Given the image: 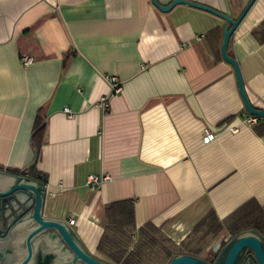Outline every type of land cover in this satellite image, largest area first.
I'll return each instance as SVG.
<instances>
[{
    "label": "crops",
    "instance_id": "0c3cea01",
    "mask_svg": "<svg viewBox=\"0 0 264 264\" xmlns=\"http://www.w3.org/2000/svg\"><path fill=\"white\" fill-rule=\"evenodd\" d=\"M186 1L234 20L250 2ZM224 26L209 12L184 4L162 12L152 0H0V169L34 168L47 187L44 216L74 219L102 260L111 203L132 205L135 231L150 224L180 243L209 211L223 221L250 200L263 207L264 135L254 130L260 121L245 123L234 70L221 58ZM228 53L251 105L264 110V0ZM37 117L44 132L34 141ZM205 130L217 135L208 145ZM91 175L111 180L91 190ZM216 244L198 257L211 258Z\"/></svg>",
    "mask_w": 264,
    "mask_h": 264
},
{
    "label": "water",
    "instance_id": "95a60500",
    "mask_svg": "<svg viewBox=\"0 0 264 264\" xmlns=\"http://www.w3.org/2000/svg\"><path fill=\"white\" fill-rule=\"evenodd\" d=\"M254 1L250 0L236 20L186 0H173L167 6L160 5L158 0L152 3L162 12L184 4L209 12L225 22L221 58L234 70L246 114L264 120V110L251 105L238 63L228 53L229 40ZM46 194V184L41 180L0 169V264H108L92 255L65 221L44 216ZM3 225L4 230L1 229ZM212 252L216 257L211 261L177 254L167 264H244L247 258L250 264H264V237L255 230L243 231L225 244L217 243Z\"/></svg>",
    "mask_w": 264,
    "mask_h": 264
},
{
    "label": "trees",
    "instance_id": "16d2710c",
    "mask_svg": "<svg viewBox=\"0 0 264 264\" xmlns=\"http://www.w3.org/2000/svg\"><path fill=\"white\" fill-rule=\"evenodd\" d=\"M230 120L231 118L227 121ZM257 121L261 123L255 127V133L263 136L264 120L257 118ZM43 132L42 121L37 117L33 128L34 141L42 138ZM6 171L26 175L45 183L44 178L36 173L34 168ZM103 228L104 233L97 245V251L105 256L103 260L108 264H144L149 256L156 255L161 259V263L158 264H167L174 255L183 254L198 257L203 251L202 248L190 249L188 246L182 245L176 247L169 239L163 237L159 229L150 224L135 231L133 207L127 201L115 202L106 206ZM247 230H255L264 237V206L261 207L254 200L242 205L223 221H219L215 213L209 211L194 226L192 234L201 233L203 239L212 240L225 232L230 239ZM166 242L171 243V247L165 245Z\"/></svg>",
    "mask_w": 264,
    "mask_h": 264
},
{
    "label": "built area",
    "instance_id": "2783aa9c",
    "mask_svg": "<svg viewBox=\"0 0 264 264\" xmlns=\"http://www.w3.org/2000/svg\"><path fill=\"white\" fill-rule=\"evenodd\" d=\"M23 67H28L32 63V59L26 56H23L21 59ZM107 83L109 84L110 90H111V95L112 94H117L121 91V85L116 77L113 76H106L105 77ZM99 107L104 111L107 112L109 110V105H108V100L107 98H103L99 101L98 103ZM65 114L69 118L73 117V114L69 109L64 110ZM247 125H255L257 123V118L255 117H248L245 121ZM217 139V135L209 130L204 131V136L202 137V143L204 145H208L215 141ZM111 180V177L109 175H103V176H95L91 175L87 178L86 185L91 189V190H96L101 187V185L105 182H108ZM75 223L74 219H69L68 225L73 226ZM229 240V237L227 236L225 242ZM179 244V243H177ZM250 264V263H248Z\"/></svg>",
    "mask_w": 264,
    "mask_h": 264
},
{
    "label": "rangeland",
    "instance_id": "374dc122",
    "mask_svg": "<svg viewBox=\"0 0 264 264\" xmlns=\"http://www.w3.org/2000/svg\"><path fill=\"white\" fill-rule=\"evenodd\" d=\"M161 234L163 235V237L166 239H169L171 241V243H173L176 247H180L182 246H188L190 249H205V248H212V245L215 243H221V244H225V240L227 238L226 235H223L218 239H212L210 240L209 238L203 239L202 238V234H197L194 235L192 233H188L186 240L184 241V243H180L179 241L175 242L174 240L170 239L171 237H169V234L167 231H162L161 229H159ZM180 243V245L175 244V243ZM171 243L166 242L165 245L170 246L171 247ZM161 263V259L156 255V256H149L144 264H158Z\"/></svg>",
    "mask_w": 264,
    "mask_h": 264
},
{
    "label": "flooded vegetation",
    "instance_id": "af4514ba",
    "mask_svg": "<svg viewBox=\"0 0 264 264\" xmlns=\"http://www.w3.org/2000/svg\"><path fill=\"white\" fill-rule=\"evenodd\" d=\"M4 228H5V225H3L1 229L4 230ZM215 257H216V255L213 254V255L211 256V258H209L208 260H205V261H211V260H213ZM101 260H102V259H101ZM103 261H104V260H103ZM248 263H251V262H250V258H247L244 264H248Z\"/></svg>",
    "mask_w": 264,
    "mask_h": 264
}]
</instances>
